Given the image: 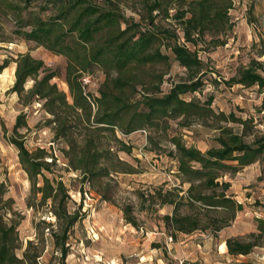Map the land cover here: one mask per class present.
<instances>
[{"label": "trees", "instance_id": "obj_1", "mask_svg": "<svg viewBox=\"0 0 264 264\" xmlns=\"http://www.w3.org/2000/svg\"><path fill=\"white\" fill-rule=\"evenodd\" d=\"M34 1L40 3L37 8L31 7ZM133 1L138 18L126 15L118 0H0V48L11 42L5 27L11 22L10 32L17 37L64 56L69 95L51 81L58 72L30 51L4 57L0 73L14 62V81L9 90L17 94L22 107L41 103L49 115L46 125L53 130L54 138L65 144L61 150L66 169L79 171L82 184L118 169L107 161L127 165L121 171L133 170L111 151V141L118 143L120 150H131L118 131L128 135L159 123L168 127L170 118H180L182 125L198 120L215 130L214 144L204 150L186 145L177 134L171 135L173 147L168 155L176 163L180 185L156 188L145 196L152 203L173 206L170 214L163 215L173 231L209 229L215 234L243 209L242 202L229 192L230 181L224 176L264 159V41L257 56L221 80L230 87L256 86L261 96L256 111L261 116L255 121L253 116L243 117L233 110L215 111L212 94L204 100L193 95L202 90L207 79V68L198 51L203 44L225 43L223 35L233 27L229 14L233 0ZM171 60L184 72L163 91V76ZM93 67L104 76L96 95L86 90L83 82V74ZM29 80L32 82L26 86ZM187 94L191 96L186 98ZM21 128H27L23 110L16 115L7 140L15 147L29 181L26 206L34 213L46 212L53 220H33L35 238L28 239L18 252V226L23 215L12 210L13 200L6 196L5 184L0 181V264H66L70 234L83 217L81 205L70 207L69 188L52 167L56 156L44 146L28 148ZM183 184H187L184 190ZM123 213L127 222L136 224L129 206ZM247 237H227V252L246 255L257 246L264 247V218H256V231ZM48 238L58 255L56 261L41 262L39 257Z\"/></svg>", "mask_w": 264, "mask_h": 264}, {"label": "rangeland", "instance_id": "obj_2", "mask_svg": "<svg viewBox=\"0 0 264 264\" xmlns=\"http://www.w3.org/2000/svg\"><path fill=\"white\" fill-rule=\"evenodd\" d=\"M118 3L126 15L138 18L133 0H118ZM38 4L40 3L34 1L31 7L37 8ZM229 14L233 27L223 35L225 43L217 46L203 44L204 48L198 51L207 68V79L202 90L193 95L204 100L208 94H212L211 106L215 111L233 110L243 117L253 116L257 121L261 114L257 113L256 106L260 103L261 96L256 91V86L230 87L221 80L231 76L237 66L246 64L263 48L264 0H233ZM5 27L11 42L1 45L0 62L4 57L14 58L18 53L30 51L33 56L41 58L49 69L58 72L51 81L69 95L64 81L65 57L17 37L10 32L11 22H6ZM14 66V62H10L0 73V181L5 184L6 196L13 200L12 210L23 215L18 226L21 245L18 252L22 251L28 239L35 238L33 220H53L46 212L34 213L26 206L29 181L18 162L15 147L7 140L20 110L26 114L27 128L19 130L26 146L30 149L44 146L56 156V163L52 167L55 174L62 175L69 188L72 200L70 207L81 205L80 212L83 217L74 225L70 234L66 264H172L175 260L171 255L174 243L182 248L179 258L189 260L200 259L202 256V262L208 263L213 251L218 252L219 240L227 237L248 239V233L256 231V218H264V159H258L234 174L224 176V179L230 181L229 192L243 204V209L237 212L229 225L215 234L209 229H199L191 233L173 231L163 220V215L170 214L173 206L152 203L151 198L145 197L156 188L166 189L180 185L176 163L168 155V150L173 147L169 138L177 134L186 145L204 150L214 144L212 137L216 131L194 119L188 125H182L180 118L168 119V127L159 123L145 126L144 129L128 135L118 131L119 138L130 145L131 150H120V145L111 141V151L133 170L121 171L124 166L128 168L127 165L113 161L114 165L107 161L106 164H112L118 169H110L107 177L82 184L79 171L66 169V159L61 150L65 144L63 140L55 139L53 130L46 125L49 115L45 113L41 103L35 101L22 107L17 94L9 90L14 81ZM157 68L165 69L160 66ZM183 72L184 68L171 60L170 67L163 76L162 90L166 91L171 82L178 80ZM103 77L97 67L84 73L83 78L88 80L86 90L96 95ZM31 82L29 80L26 86H30ZM190 96L191 94H187L185 97ZM186 187L187 184H183L181 189ZM126 206L131 209L135 225L125 219L123 208ZM184 210L185 207L182 206L181 211ZM46 234L47 229L45 236ZM57 255L48 238L39 260L56 261ZM261 255H264V247L257 246L247 256L238 257L239 262L236 264H264V258L259 259Z\"/></svg>", "mask_w": 264, "mask_h": 264}, {"label": "crops", "instance_id": "obj_3", "mask_svg": "<svg viewBox=\"0 0 264 264\" xmlns=\"http://www.w3.org/2000/svg\"><path fill=\"white\" fill-rule=\"evenodd\" d=\"M225 239L219 240L217 243L218 252L216 250L213 251V254H211V260L208 263L202 262V256L201 258H195V259H185V264H236L239 262L238 257H243L245 255H232L227 252ZM173 253L171 254L174 259L179 258L181 256V250L179 244H175L173 246ZM250 254V253H249ZM248 254H246L247 256ZM264 255H261L259 259H263ZM160 260V259H159Z\"/></svg>", "mask_w": 264, "mask_h": 264}, {"label": "built area", "instance_id": "obj_4", "mask_svg": "<svg viewBox=\"0 0 264 264\" xmlns=\"http://www.w3.org/2000/svg\"><path fill=\"white\" fill-rule=\"evenodd\" d=\"M83 82L87 83L88 80L83 78ZM172 264H185L184 258H176Z\"/></svg>", "mask_w": 264, "mask_h": 264}]
</instances>
